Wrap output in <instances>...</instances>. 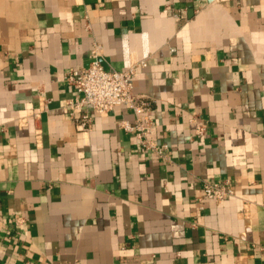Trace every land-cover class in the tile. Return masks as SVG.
<instances>
[{
	"label": "crops",
	"instance_id": "crops-1",
	"mask_svg": "<svg viewBox=\"0 0 264 264\" xmlns=\"http://www.w3.org/2000/svg\"><path fill=\"white\" fill-rule=\"evenodd\" d=\"M96 47L146 62L168 158L119 126L127 105L87 131L64 107ZM0 264H264V0H0Z\"/></svg>",
	"mask_w": 264,
	"mask_h": 264
},
{
	"label": "built area",
	"instance_id": "built-area-1",
	"mask_svg": "<svg viewBox=\"0 0 264 264\" xmlns=\"http://www.w3.org/2000/svg\"><path fill=\"white\" fill-rule=\"evenodd\" d=\"M91 56L87 67L70 68L64 73L65 83L75 88V94L65 101L64 107L77 127L84 131L90 130L95 114L111 112L118 105H127L134 114V119L121 120L119 126L138 139L142 150L168 158L169 144L158 143L150 136L153 119L149 114V102L133 90L138 67L145 66L146 62L141 61L125 70H117L104 65L98 47L92 51ZM190 121L194 123L197 119L193 117ZM195 131L197 135H202L205 126L199 123ZM234 194L235 190L229 180L206 182L203 184V196L198 201H223Z\"/></svg>",
	"mask_w": 264,
	"mask_h": 264
},
{
	"label": "water",
	"instance_id": "water-1",
	"mask_svg": "<svg viewBox=\"0 0 264 264\" xmlns=\"http://www.w3.org/2000/svg\"><path fill=\"white\" fill-rule=\"evenodd\" d=\"M192 11H193V4L191 3V5H190V13H192Z\"/></svg>",
	"mask_w": 264,
	"mask_h": 264
}]
</instances>
